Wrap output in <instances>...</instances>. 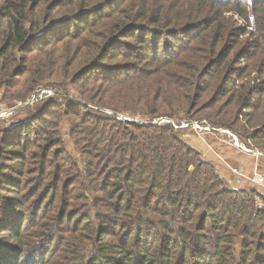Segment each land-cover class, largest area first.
<instances>
[{
  "label": "trees",
  "instance_id": "obj_1",
  "mask_svg": "<svg viewBox=\"0 0 264 264\" xmlns=\"http://www.w3.org/2000/svg\"><path fill=\"white\" fill-rule=\"evenodd\" d=\"M69 85L82 101L56 92L0 142V264H264L263 192L153 123L206 120L264 153V0H0V89Z\"/></svg>",
  "mask_w": 264,
  "mask_h": 264
},
{
  "label": "rangeland",
  "instance_id": "obj_2",
  "mask_svg": "<svg viewBox=\"0 0 264 264\" xmlns=\"http://www.w3.org/2000/svg\"><path fill=\"white\" fill-rule=\"evenodd\" d=\"M248 1L250 2V0ZM225 15L228 17L233 16V18L237 20L239 24H244V21L241 19L239 20V17L237 15L234 16L232 12L227 11L225 12ZM248 17L250 25L247 26V29L248 31H252L255 29V24L253 23L254 18L252 17L251 13L248 14ZM244 37H248V34H245ZM252 77H254V74H252ZM53 91V94L43 95L30 105L21 106L20 103H24L26 100L19 98H15L13 100L9 96H6L4 88L0 89V101L6 108L14 109L13 114L9 118L0 119V142L2 141V138L6 137L7 139V133H13V129L21 122L24 120H30L32 115L41 113L40 106L43 105L41 103L52 98L56 92H67L70 97L80 101L83 100L82 96L76 91L73 85L67 86L65 91L59 89H55ZM37 102H39L41 105H36ZM107 111L112 112L110 109ZM123 115L143 122H146L147 119H150L148 117L144 118L140 114L135 115L131 113H124ZM76 120L77 118L75 116L68 117V115H64L58 119V126L60 130V136L64 140L65 146L69 152L73 157L82 161L85 157L80 151L79 146L76 144L74 138L75 136L72 132V124ZM240 120L242 121V118H240ZM203 121L206 120L193 122H198V124H201ZM193 122L189 123L191 124ZM190 126L187 128V130L191 133L186 134V139L189 141V143H191V145L195 146L202 152L203 158L213 162L216 165L220 177L223 178L227 184L235 188L246 184L250 187H257L264 194V187L256 185L250 180L256 170L264 175V153L259 148L254 147L247 139L248 137L246 139H242L233 131H226L227 129L224 128H215L211 126V124L207 123V121L205 124H203V126L209 127L207 130L205 128L203 129V127L200 129V127L196 128L194 125ZM256 152H260L261 154L258 155ZM4 156L5 154L2 156L0 152V168L6 167L7 164H12V161L8 157ZM232 167L241 168L245 172L246 177L243 178L242 182L238 185L235 184V174L232 172ZM258 204L262 205L263 202L258 200ZM236 249V253H239L240 239L236 244Z\"/></svg>",
  "mask_w": 264,
  "mask_h": 264
},
{
  "label": "built area",
  "instance_id": "obj_3",
  "mask_svg": "<svg viewBox=\"0 0 264 264\" xmlns=\"http://www.w3.org/2000/svg\"><path fill=\"white\" fill-rule=\"evenodd\" d=\"M54 91L50 88H40L37 91L33 93V95L26 101L20 103L21 106H26L34 103L37 99H39L41 96L46 94H53ZM14 109H8L4 106V104L0 101V119L9 118L13 114ZM155 124H161V123H171L175 128H188L190 125H194L196 128L200 127V129L203 127L206 130L209 127L203 126V124L206 123V121H203L201 124H198V122L189 123L186 120H183L181 123H178L175 121V119L170 117H162L157 118L153 121ZM191 127V126H190ZM256 154L260 155V152H256ZM232 172L235 174V184H240L243 180V178L246 177L245 172L238 167H232ZM250 180L255 183L256 185L263 186L264 187V175L258 172L257 170L253 173V176L250 178Z\"/></svg>",
  "mask_w": 264,
  "mask_h": 264
}]
</instances>
